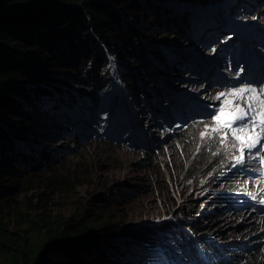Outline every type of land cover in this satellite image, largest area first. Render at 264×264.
<instances>
[{
  "label": "trees",
  "instance_id": "obj_1",
  "mask_svg": "<svg viewBox=\"0 0 264 264\" xmlns=\"http://www.w3.org/2000/svg\"><path fill=\"white\" fill-rule=\"evenodd\" d=\"M128 1L137 6L123 9L122 6L127 5ZM157 1L122 0L117 5L118 0H0V152L11 141V131L17 132L18 138L37 140L44 136L38 131L54 130L56 124L53 121H43L44 117L36 115L30 119L29 105L47 91L46 84L62 79L74 80L85 72H95L104 56V45L115 53L120 63H126L129 55L139 62V49L144 46L141 37L148 35H143L144 32H152L156 28L157 33L175 30V34H184L186 14L169 7L172 0ZM141 11L144 17L140 18ZM122 35L129 39L128 46L121 43L122 38L119 36ZM148 40L156 41L154 37ZM144 48L147 49V46ZM129 49L130 53H127ZM47 51L55 53L57 67L48 65L46 71L57 74L42 72V66L46 67L42 62L50 57ZM175 55V52H170L158 59L159 68L162 65L164 68L172 66ZM9 115L24 116L25 120H30L29 123H22L16 118H9ZM180 132L178 135L183 134L182 138H186L188 130ZM205 150L204 146L198 154L200 160ZM150 154L145 162L159 173L161 167L152 164ZM211 156L212 153L209 154L210 159L205 158L201 168L196 166L193 170L208 173L212 164ZM2 167L0 161V169ZM64 169L61 171L51 166L39 173L1 175L0 181L9 179L14 183L0 186V199L15 190L24 189L23 184H28L30 180L42 182L45 189L70 192L87 182L92 175L87 170L83 172L79 164ZM235 174H239L237 170L228 177H220L217 169L210 180L228 183V179ZM127 185L132 190L141 188L139 182ZM158 185H154L155 195L171 198L168 185L160 181ZM209 198L213 207L203 211L206 218L209 216L214 221L219 220L216 217L226 214L224 211L229 208L233 213L242 211L236 208L238 196L230 197L225 192H216ZM92 200L102 206L99 212L90 206L72 215L50 209L25 211L21 206L13 210L0 207V264H138V252L147 251L143 242L123 240V244H118L116 239L124 235H141L143 240H153L154 230L158 226L144 221L132 224L127 222V216L113 217L111 209L116 204L102 192L94 194ZM187 211L190 210L187 208ZM191 215V212L189 217L176 215L177 218L167 219L158 225L184 223L195 232H202L200 228L206 231L207 226L208 230L218 228H215V223L208 224V219L202 220Z\"/></svg>",
  "mask_w": 264,
  "mask_h": 264
},
{
  "label": "rangeland",
  "instance_id": "obj_2",
  "mask_svg": "<svg viewBox=\"0 0 264 264\" xmlns=\"http://www.w3.org/2000/svg\"><path fill=\"white\" fill-rule=\"evenodd\" d=\"M121 1L122 0H118L117 5H120ZM188 1L195 4L194 8L191 9L192 12L203 13L204 18L206 20L210 19L212 24L218 25L219 23H228L230 25L232 28L230 30L222 29L212 33L218 34V40H221L222 38L227 40V38H230L228 42H236L232 41L233 35L229 32H233L242 27L247 28L246 24L255 27L264 25V8H262L264 0H172L171 4L173 6H167L184 8L189 5ZM203 1H207L211 5L208 7L197 5V3H202ZM155 2L158 1L155 0ZM261 2L262 4H259ZM244 4H251L253 6L258 4V7L253 8L252 11L248 12L244 10ZM132 6L137 5H135L134 2L128 1V4L125 6L123 5L122 7L125 9L131 8ZM226 7H230V13L227 17L222 19V14L219 11ZM139 15L140 18L144 17V12L141 11ZM156 30V28H153L152 32L146 31L143 35L145 33L148 34L146 39L154 37L156 42L151 43L156 45L159 44L160 47L176 45L180 48L183 47L187 49L188 53H199L200 55L210 53V51L202 50V48L199 47V39H204L206 37L205 28L199 32L198 39L195 43L194 41H187L189 40L187 38L192 40V36L175 34V30H167V32L162 31L160 33H157ZM119 37L122 38L121 43H125L127 46L129 45L130 41L125 38V35ZM208 38L211 40L212 36H209ZM143 42L144 46H148L147 42L142 40V43ZM213 45L214 48L217 47V42ZM93 52L94 50L91 51V53ZM48 53L50 57L47 58V61L45 60L42 62L46 65V67L42 66V72L43 74H57L56 72L46 71L49 69L48 65L57 67L55 66V53L52 51ZM147 53L154 55L157 53V50H148ZM108 57L112 59V54ZM132 57L133 56L131 55L127 57L128 62L131 63V68L129 69H133L131 74H136L142 77L143 63L137 62ZM151 61L157 65L153 59H151ZM110 63L112 64L109 60V65L105 64L107 65V68L109 66V68L113 70ZM103 71L104 68L100 65L98 71H95L97 75V77L94 78L95 82L99 81L98 76H100ZM109 72L112 71L109 69ZM183 73L184 74H178L183 77L181 85H185L191 77L186 71H183ZM142 78V80L146 79L145 77ZM60 81L64 82L65 79ZM129 82L132 81L129 80ZM68 83L72 88L82 86L83 83H86V88L88 87V89L89 86L91 88L94 87L92 86L91 81L88 83L76 78L74 80H68ZM190 84V86L188 85V89L192 92H196L201 98H203V100L209 101V98H216V94L212 92V89L210 92L209 88L204 86V82L199 80L192 81ZM60 87L61 85L58 84L53 88L56 89ZM103 88L104 87L102 86L98 88V90H103ZM216 92L217 90L215 93ZM213 99H211V101H213ZM214 101L216 100L214 99ZM49 102L50 101H48V103ZM33 105L41 114L46 113L44 115H48L47 112L40 109L38 100L33 102ZM49 116L52 117V115ZM10 117L13 119L16 118V120L22 123H29L28 120H25L24 116L16 117L9 115V118ZM146 124H148V122ZM214 127H217V125L210 116L197 119L196 122H192L186 128H175L173 125L167 127L163 126L155 132L154 137H159V139L153 138L150 145L154 147V150L152 151L153 148L150 149L151 154L148 150H145V147L141 146L125 147L113 144L109 145L98 141L77 145L72 144L71 147L74 150L72 152L64 153L53 167L62 171L65 170V167L79 164L81 165L83 172H86L87 170L92 173L87 182L78 185L70 192H56L45 189V187L42 186V182L40 183L37 180H30L28 184L24 183L23 180L24 189L15 190L10 194L4 195L3 198L0 199V207L13 210L21 206L25 211L50 209L61 214L72 215L75 213L78 214L82 212L83 208L90 206L92 210L99 212L102 206L93 201L92 196L102 192L116 204L111 209L112 216H127V218L125 217L127 222L132 224L144 221L143 223L149 222L147 224L159 226L158 224L162 225V222L167 219L173 220L177 218L176 215L181 218L189 217L191 212L194 216H197L202 220L208 219L206 221L208 224L215 223V228L218 227L215 231L208 230V226L205 229L209 232H213V235L216 234L217 236H221V239L224 241H230L240 235L243 236L244 234L250 235L256 231L253 229L255 225H263L264 223L257 221L253 222L251 219L252 216L249 215L247 211H237L233 213L231 208L225 209L224 212H226V214L219 215V217H216L219 218V220L215 221L212 220L211 217L208 216L206 218V216L203 215L204 210L212 209L213 206L208 199H210L209 197L216 192H227V194L233 195L242 192L252 193L253 190L257 191L253 186V180L251 181V186L249 188H243L241 191L231 190L229 183H225L222 180L215 182L210 180L211 175L217 171V163L221 157L220 154L224 149V139H227V137L225 138L223 129L220 128L218 132H214L212 131ZM185 129L188 130L187 136L186 138H182L183 134H178ZM202 133L206 134L202 135ZM61 141L68 140L61 139ZM204 146L206 147V150L203 152V157L200 160L198 154L203 150ZM234 152L235 151H232L231 153ZM211 153L212 164L209 169L210 171L207 169L208 173L195 172L193 167L197 166L201 168L205 158L207 160L210 159L209 154ZM149 154L152 159V164L161 167L159 173L150 168L149 164L145 162ZM227 158L228 156L225 154L222 164H224V161ZM0 161H2L3 166L0 169V177H2L1 175H3V177L10 175L11 171L7 169L2 157H0ZM158 181L168 185L171 198L155 195L154 185H158ZM138 182L141 184V188H135L132 190V187L127 185L130 184L131 186ZM243 182L247 184L248 177H245ZM13 183L14 182H10V180L7 179L0 181V184H3L0 186H10ZM187 208L190 210L189 212L187 211ZM236 208H239V206H236ZM183 212H186L185 215H183ZM251 223H253V226L249 229ZM200 230L203 231V228H200ZM196 233L199 234L200 231L197 230Z\"/></svg>",
  "mask_w": 264,
  "mask_h": 264
},
{
  "label": "snow or ice",
  "instance_id": "obj_3",
  "mask_svg": "<svg viewBox=\"0 0 264 264\" xmlns=\"http://www.w3.org/2000/svg\"><path fill=\"white\" fill-rule=\"evenodd\" d=\"M221 97L233 99L223 100V106L213 117L217 127H214L212 131L218 132L220 128L225 127L231 130L232 135L242 145L239 149L241 156L237 158L240 162L243 160L245 148L249 150V153L253 148L264 149V84L259 88L248 85L234 87L228 92H221L216 98ZM237 132L245 133V135H237ZM205 134L202 133V135Z\"/></svg>",
  "mask_w": 264,
  "mask_h": 264
},
{
  "label": "clouds",
  "instance_id": "obj_4",
  "mask_svg": "<svg viewBox=\"0 0 264 264\" xmlns=\"http://www.w3.org/2000/svg\"><path fill=\"white\" fill-rule=\"evenodd\" d=\"M35 112V114H34ZM31 112V118L30 119H34L35 115L40 116V117H44V120H48V116H49V112L50 111H45L47 112L48 115H44L41 114L40 112ZM52 119H54V113L52 114ZM28 119V120H30ZM42 129V128H41ZM49 130V129H48ZM50 132V134L48 135V133ZM38 133L40 135H44L41 137V139H37V140H33L31 138H18L19 134L16 132H10V137H11V141L9 142V144H6V146L3 148L4 150L0 152V157L3 158V160H6L5 165L7 167L8 170H10V174L12 175V173H17V174H24V173H39V172H43L46 171L47 169H49L51 166H53L64 153L70 152L71 150H73V148L71 147V144L68 143L67 141H57V143L54 141L55 140V136L56 134H53L52 129H50L48 132L47 131H38ZM66 140V139H65ZM67 142V143H64ZM42 143L44 145V150L39 151V159H38V164L36 167L34 168H29V169H25V167L23 165L20 164L19 159L21 156L24 155V152H38V145ZM77 144H83L80 141H77ZM76 144V145H77ZM68 145V146H67ZM111 145V144H109ZM16 147V148H15ZM5 148H8V150H5ZM51 153V157L50 160L48 161V163H46V165H41V164H45V162H47L48 160V155L49 153ZM176 225V224H175ZM175 225H171V226H158L157 228H155L154 233L155 234V238L153 240H143L141 239V235L139 236H132V235H124V236H119V239H116L117 243H121L123 244V240H130V241H137V242H143V244L147 247L146 249H151L153 247V245L157 242H162L164 239L160 238L161 234H164L166 231H172L170 230L172 227H174ZM184 226H188L186 224H177L175 227H184ZM190 226V225H189ZM175 229V228H174ZM215 231V230H212ZM158 235V236H157ZM154 241V242H153ZM153 242V244H151ZM153 248L156 249V251H162L161 247L156 245ZM144 252V251H143ZM179 260V259H178ZM143 262V260H142ZM136 263L138 264H143L140 261L136 260ZM257 264H264V263H257Z\"/></svg>",
  "mask_w": 264,
  "mask_h": 264
},
{
  "label": "bare ground",
  "instance_id": "obj_5",
  "mask_svg": "<svg viewBox=\"0 0 264 264\" xmlns=\"http://www.w3.org/2000/svg\"><path fill=\"white\" fill-rule=\"evenodd\" d=\"M230 39V38H229ZM148 44V43H147ZM148 47V46H147ZM166 54H168L167 53V50H166V53H165V55ZM151 59H153V58H151ZM151 59H150V61H151ZM107 58H106V61H105V63H107ZM154 60V59H153ZM155 62H156V60H154ZM151 63H153L152 61H151ZM157 63V62H156ZM108 65H109V63H107ZM111 64V63H110ZM154 64V63H153ZM158 65V64H157ZM157 65H156V68L157 69H160V68H162V67H164V65H162V67H160L159 68V65H158V67H157ZM108 69H110L111 71H112V69L111 68H109V66H108ZM112 73V72H111ZM148 79H150L149 80V82L151 81V76H150V78H148ZM193 79H195V78H193V76H191L190 77V80H188L187 81V83H190V82H192L193 81ZM117 80V79H116ZM116 80L114 79V78H112V76L111 77H109V86L111 87V85H113V84H115V82H116ZM217 83V82H216ZM211 86H212V84H209V86H206V87H208L209 88V91L211 92ZM218 87H219V85H217L216 84V86H215V88L216 89H218ZM66 91L67 92H72V91H74L73 90V88H71V87H68L67 89H66ZM150 99L152 100V103H154V105H156V106H159V105H161V103L163 102V100H165V97L164 98H160V100L159 101H156V100H154L152 97H151V94H150ZM199 103H203V98H199V100H198V104ZM103 107H100L99 109H102ZM85 111H86V109H85ZM93 112H94V114H93ZM93 112H90L89 114L91 115V116H94L95 115V110L93 111ZM98 112H100V110H98ZM78 126V125H77ZM93 126H94V129H95V122H94V124H93ZM69 128V127H68ZM123 128H124V133H127V132H129V130H131V127L130 126H127L126 124L125 125H123ZM136 138H138V137H136ZM51 153L52 152H50L49 153V155L47 156L48 157V160H47V162H45V164H41L42 166L43 165H46V163H48V161L50 160V157H51ZM235 153V152H234ZM222 171V170H221ZM230 188H231V186H230ZM237 201V200H236Z\"/></svg>",
  "mask_w": 264,
  "mask_h": 264
}]
</instances>
